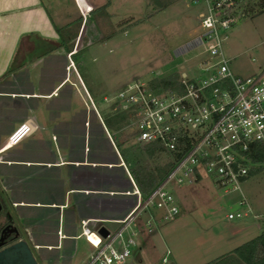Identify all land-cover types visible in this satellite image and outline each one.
<instances>
[{
  "label": "crops",
  "instance_id": "obj_1",
  "mask_svg": "<svg viewBox=\"0 0 264 264\" xmlns=\"http://www.w3.org/2000/svg\"><path fill=\"white\" fill-rule=\"evenodd\" d=\"M85 3L82 16L72 0H0V245L24 238L39 264H83L92 248L82 221L91 231L115 230L136 204L135 189L141 192L136 178L154 164L130 120L118 125L114 95L97 100L85 87L83 62L74 56L80 46L101 52L119 17L114 0L98 2L105 19L90 15L96 2ZM103 21L113 31L102 34ZM99 58L92 54L90 61ZM21 123L30 131L6 144ZM248 208L241 217L250 220L226 230L228 247L215 257L264 231V214ZM135 223L141 226V219ZM133 250L137 255L140 245Z\"/></svg>",
  "mask_w": 264,
  "mask_h": 264
},
{
  "label": "built area",
  "instance_id": "obj_2",
  "mask_svg": "<svg viewBox=\"0 0 264 264\" xmlns=\"http://www.w3.org/2000/svg\"><path fill=\"white\" fill-rule=\"evenodd\" d=\"M72 1L83 16L85 0ZM189 1L200 8L199 32L182 50H197V71L188 75L184 65L177 67L178 89L135 78L113 96L129 112L136 141L156 143L170 166L147 192L135 189L136 204L115 230L101 236L82 221L81 234L92 248L83 264H123L138 245L135 221L142 217L143 231L151 233L154 224L174 219L180 211L175 191L195 183L198 176H207L223 194H239L237 203L243 209L228 212L226 218H239L249 210L241 183L253 165L247 156L250 147L264 146V67L248 75L229 68L221 42L236 18L234 0ZM29 131L27 124H19L7 135L6 144H16Z\"/></svg>",
  "mask_w": 264,
  "mask_h": 264
},
{
  "label": "rangeland",
  "instance_id": "obj_3",
  "mask_svg": "<svg viewBox=\"0 0 264 264\" xmlns=\"http://www.w3.org/2000/svg\"><path fill=\"white\" fill-rule=\"evenodd\" d=\"M92 1L97 4L90 15L105 19L102 6H98V2L104 0ZM114 2H118L119 17L117 25H113L111 43L101 52L98 48L86 52L85 47L80 46L74 56L83 62L79 71L91 97L98 100L108 91L114 95L123 84L135 78L145 82L161 78L177 70L180 63L184 64L188 75L197 71L194 66L199 57L197 50L182 49L199 32L196 16L199 5L189 0H171L166 6H161L159 0ZM257 10L255 0L236 3L235 21L225 31L226 37L221 42L222 51L229 58V68L239 75H248L258 67H264V10ZM72 19L70 23L79 21V18ZM100 26L108 29L102 30V34L113 31L107 21ZM110 45L112 52L106 56ZM92 54L100 57L101 66L98 61H90ZM251 168L256 171L242 181V194L247 203L264 214V162L253 164ZM194 182L175 191L180 211L174 219L154 224L152 233L144 232L143 225L138 226L140 250L137 255L132 250L125 264L132 262L131 259H134L133 264H210L219 257H215L219 251L228 247L225 242L227 229L245 223L251 215L226 218L228 212L243 209L237 203L239 194L219 192L205 175L198 176ZM244 233L241 232L240 236ZM166 250L170 255L163 259ZM171 257L173 260L169 263Z\"/></svg>",
  "mask_w": 264,
  "mask_h": 264
},
{
  "label": "trees",
  "instance_id": "obj_4",
  "mask_svg": "<svg viewBox=\"0 0 264 264\" xmlns=\"http://www.w3.org/2000/svg\"><path fill=\"white\" fill-rule=\"evenodd\" d=\"M171 0H159L161 6H166ZM241 0H234L235 3H239ZM255 4L258 8L257 12L264 10V0H255ZM177 73L175 71L169 72L167 75L161 78H152L149 80L151 86H160L164 89H178L177 86ZM116 120L118 125L121 126L130 120L127 112L120 108L116 114ZM142 150L146 157L154 160V164L150 171L140 172L136 178V182L142 193L147 192L155 182L160 180L167 172L170 162L168 155L164 153L156 143H146ZM247 156L250 162L253 164L264 162V146L261 144H254L247 152ZM255 172L256 169L251 167L248 170V174ZM12 239L7 237L3 244L9 243ZM210 264H264V231H261L256 236L248 239L247 241L234 247L230 252L223 254L214 259Z\"/></svg>",
  "mask_w": 264,
  "mask_h": 264
},
{
  "label": "water",
  "instance_id": "obj_5",
  "mask_svg": "<svg viewBox=\"0 0 264 264\" xmlns=\"http://www.w3.org/2000/svg\"><path fill=\"white\" fill-rule=\"evenodd\" d=\"M97 232L105 236L107 230L100 226ZM0 264H39L32 246L22 238L0 248Z\"/></svg>",
  "mask_w": 264,
  "mask_h": 264
},
{
  "label": "flooded vegetation",
  "instance_id": "obj_6",
  "mask_svg": "<svg viewBox=\"0 0 264 264\" xmlns=\"http://www.w3.org/2000/svg\"><path fill=\"white\" fill-rule=\"evenodd\" d=\"M4 224V223H3ZM3 224H1L0 223V236H1V231H2V229L4 228V225ZM8 223H6V225H7Z\"/></svg>",
  "mask_w": 264,
  "mask_h": 264
},
{
  "label": "bare ground",
  "instance_id": "obj_7",
  "mask_svg": "<svg viewBox=\"0 0 264 264\" xmlns=\"http://www.w3.org/2000/svg\"><path fill=\"white\" fill-rule=\"evenodd\" d=\"M89 238H90L93 242H95V239H94L92 236H89Z\"/></svg>",
  "mask_w": 264,
  "mask_h": 264
}]
</instances>
